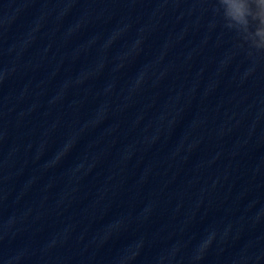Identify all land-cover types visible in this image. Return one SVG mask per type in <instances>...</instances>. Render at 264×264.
<instances>
[{
    "label": "clouds",
    "instance_id": "1",
    "mask_svg": "<svg viewBox=\"0 0 264 264\" xmlns=\"http://www.w3.org/2000/svg\"><path fill=\"white\" fill-rule=\"evenodd\" d=\"M225 27L234 29L256 49L264 50V0H216ZM254 26V30H253Z\"/></svg>",
    "mask_w": 264,
    "mask_h": 264
}]
</instances>
